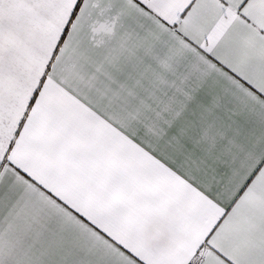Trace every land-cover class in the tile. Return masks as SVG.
Here are the masks:
<instances>
[{"label":"snow or ice","instance_id":"1","mask_svg":"<svg viewBox=\"0 0 264 264\" xmlns=\"http://www.w3.org/2000/svg\"><path fill=\"white\" fill-rule=\"evenodd\" d=\"M0 264H264V0H0Z\"/></svg>","mask_w":264,"mask_h":264}]
</instances>
